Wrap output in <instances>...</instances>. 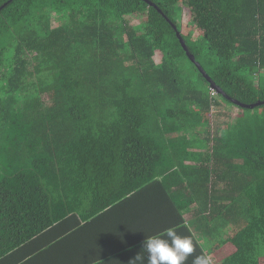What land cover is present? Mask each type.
<instances>
[{
	"label": "trees",
	"instance_id": "1",
	"mask_svg": "<svg viewBox=\"0 0 264 264\" xmlns=\"http://www.w3.org/2000/svg\"><path fill=\"white\" fill-rule=\"evenodd\" d=\"M5 3L0 264H128L169 228L185 264L225 244L222 264H259L264 104L223 95L264 102V0ZM235 108L214 133L188 112Z\"/></svg>",
	"mask_w": 264,
	"mask_h": 264
},
{
	"label": "clouds",
	"instance_id": "2",
	"mask_svg": "<svg viewBox=\"0 0 264 264\" xmlns=\"http://www.w3.org/2000/svg\"><path fill=\"white\" fill-rule=\"evenodd\" d=\"M141 251L128 264H185L195 249L190 237L178 235L174 228H169L162 234L145 237ZM192 264H208V260L197 255Z\"/></svg>",
	"mask_w": 264,
	"mask_h": 264
},
{
	"label": "rangeland",
	"instance_id": "3",
	"mask_svg": "<svg viewBox=\"0 0 264 264\" xmlns=\"http://www.w3.org/2000/svg\"><path fill=\"white\" fill-rule=\"evenodd\" d=\"M182 24H183V29L181 30V33L186 35L190 30V26L193 25L192 22V15H191V11L188 7H185L182 5V18H181ZM198 35V31H195L193 33V36H197ZM159 57L155 58V61H158ZM190 110V109H189ZM188 112L191 113L194 116H197L199 120H201L202 122L204 121H208L212 124L211 126V130L213 131V133L215 132L217 126L219 124H223L227 121H229L232 118H236L239 114L244 113L243 111L241 112L240 109H225V110H215L212 109L210 113L208 114H198V111H194V110H190ZM254 115L256 117H261L262 115V110H255L254 111ZM225 254H228V252H226ZM224 256V254L222 255V257ZM222 257H217L218 259H223Z\"/></svg>",
	"mask_w": 264,
	"mask_h": 264
},
{
	"label": "water",
	"instance_id": "4",
	"mask_svg": "<svg viewBox=\"0 0 264 264\" xmlns=\"http://www.w3.org/2000/svg\"><path fill=\"white\" fill-rule=\"evenodd\" d=\"M9 2H10V1H9ZM6 5H7V3H5L2 7H0V10H1L2 8H4ZM174 29H175V31H177L176 28H174ZM176 36H177V38L179 39L180 45H181L182 49L184 50V52H185L187 58L189 59V61H190L192 64H194V66L196 67V69L198 70V72H199V73L202 75V77L208 82L210 88L216 90L217 93L222 94V91H221L220 89H218V88L215 86V84H214V82L212 81V79L206 74V72L203 70V68L200 66V64H199L198 62H196L194 56L189 52V50L187 49V47H186V45H185L183 39L181 38V35H180L179 32H176ZM223 96H224L226 99L230 100V101H231L233 104H235L236 106L241 107V108L250 109V110H252V109H254V108H256V107L261 106V105L264 104V102H259V103L252 104V105H245V104H241V103L238 102V101H235V100H233V99H230V98H229L228 96H226V95H223Z\"/></svg>",
	"mask_w": 264,
	"mask_h": 264
},
{
	"label": "crops",
	"instance_id": "5",
	"mask_svg": "<svg viewBox=\"0 0 264 264\" xmlns=\"http://www.w3.org/2000/svg\"><path fill=\"white\" fill-rule=\"evenodd\" d=\"M202 240H203L202 238H200V240H199V241H201V246L205 247L206 250L212 249V247H213L212 245L207 244ZM204 244L205 245L207 244L208 246H205ZM226 252H228V254H225ZM234 252H235L234 247H232L230 244H225L221 248H219V249L216 248L213 252H211V254L209 255L208 258H209L211 264H222L224 262L225 257L234 253ZM223 254H224V256L222 257ZM219 256L222 257L223 259H220V258L218 259L217 257H219ZM259 264H264V258L260 259Z\"/></svg>",
	"mask_w": 264,
	"mask_h": 264
}]
</instances>
